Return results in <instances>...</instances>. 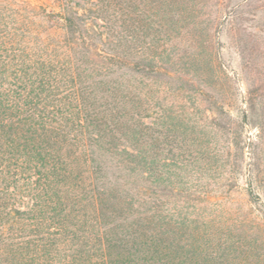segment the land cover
Segmentation results:
<instances>
[{"label":"trees","instance_id":"obj_1","mask_svg":"<svg viewBox=\"0 0 264 264\" xmlns=\"http://www.w3.org/2000/svg\"><path fill=\"white\" fill-rule=\"evenodd\" d=\"M194 1L0 0V264H256L202 181L225 175L264 221L243 166L264 128L260 74L237 105L208 100L225 155L182 108L141 99L138 77L185 69L170 42ZM243 123L256 134L240 145Z\"/></svg>","mask_w":264,"mask_h":264},{"label":"rangeland","instance_id":"obj_2","mask_svg":"<svg viewBox=\"0 0 264 264\" xmlns=\"http://www.w3.org/2000/svg\"><path fill=\"white\" fill-rule=\"evenodd\" d=\"M186 6L179 19L182 27L175 30L170 42V49L175 55L184 57L186 67L180 71L176 69L171 77L161 75L155 83L138 77L142 81L141 99L154 106L158 114H163V108L170 107L174 114H180L182 108L183 115L193 122L195 133L203 135L210 146L215 145L224 155L228 150L237 152L231 139L224 142L225 133L209 127L214 115L207 108L208 100H229L237 105V100H242L251 89L253 76L249 70L257 71L264 80V0H195ZM209 34L212 37H208ZM206 38L215 50L221 47V54L214 58L212 65L208 63ZM240 55L248 60L243 66ZM126 78H129L128 74ZM262 94L264 100V89ZM233 119L232 116V122ZM227 128L235 129L233 123ZM236 129L241 133L240 145L248 136L256 134L251 124L243 123ZM250 148L251 155L244 147L243 166L247 169L249 162L255 163L259 184L256 190L264 197V128L260 136L253 139ZM225 178V175L223 178L215 176L202 181L209 196L224 197V203L215 214L222 212L228 219L233 240L239 239L244 250L255 254L252 259L256 264H264V221L248 214L240 187L234 186L229 193L224 192Z\"/></svg>","mask_w":264,"mask_h":264}]
</instances>
